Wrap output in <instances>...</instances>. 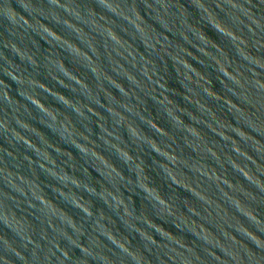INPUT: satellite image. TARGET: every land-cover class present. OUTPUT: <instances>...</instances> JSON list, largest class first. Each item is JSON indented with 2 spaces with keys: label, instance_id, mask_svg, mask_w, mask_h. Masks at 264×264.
<instances>
[{
  "label": "water",
  "instance_id": "95a60500",
  "mask_svg": "<svg viewBox=\"0 0 264 264\" xmlns=\"http://www.w3.org/2000/svg\"><path fill=\"white\" fill-rule=\"evenodd\" d=\"M0 264H264V0H0Z\"/></svg>",
  "mask_w": 264,
  "mask_h": 264
},
{
  "label": "clouds",
  "instance_id": "9594fccd",
  "mask_svg": "<svg viewBox=\"0 0 264 264\" xmlns=\"http://www.w3.org/2000/svg\"><path fill=\"white\" fill-rule=\"evenodd\" d=\"M109 10H112V11H114L112 8H110L109 6H107V5H105Z\"/></svg>",
  "mask_w": 264,
  "mask_h": 264
}]
</instances>
